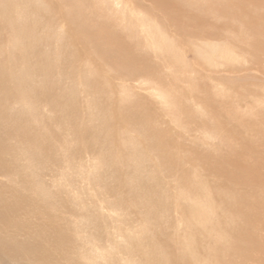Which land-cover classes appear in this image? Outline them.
I'll list each match as a JSON object with an SVG mask.
<instances>
[{"label": "rangeland", "instance_id": "1", "mask_svg": "<svg viewBox=\"0 0 264 264\" xmlns=\"http://www.w3.org/2000/svg\"><path fill=\"white\" fill-rule=\"evenodd\" d=\"M46 3L27 58L0 7V264H264V0Z\"/></svg>", "mask_w": 264, "mask_h": 264}, {"label": "bare ground", "instance_id": "2", "mask_svg": "<svg viewBox=\"0 0 264 264\" xmlns=\"http://www.w3.org/2000/svg\"><path fill=\"white\" fill-rule=\"evenodd\" d=\"M14 3V5L18 8V11L13 15L16 16L15 17V21L13 23V29L16 31L15 34L18 38L17 42H16V47L20 46L23 50L24 53V57L27 58L29 52L32 50V46H30L29 44H32V34L35 33V28L38 25H41L42 22L39 21V17L42 15L41 14H36L34 13L35 16V20L37 22L36 26H33V23L30 22V19L28 18V10L32 9V6L37 5L38 7H40L41 9L49 12H52V9L49 7V5L46 3V0H0V7L4 8L5 10H7L8 12L6 13V18L8 21H12V11L13 8L11 7L12 4ZM20 5H19V4ZM11 13V14H10ZM20 14V15H19ZM146 26V24H145ZM149 32L151 33V35L154 37L152 42H151V48L153 50H155L156 52H160V53H170L174 56H176L175 58L179 59L180 54L176 51L179 50L174 46V41H172L169 36L162 32V30L160 28L155 27L153 24H150V29H148ZM24 33V35H22L21 33ZM57 48V47H56ZM50 49V48H47ZM199 53H200V57H204L206 58L209 63L211 65H218L217 64V59H219L220 63L223 60H230L233 59L232 55H230V52L226 53L224 50L220 49L216 44L215 46H208V45H203L200 46L198 48ZM210 50V51H208ZM208 51V52H207ZM48 53V52H47ZM50 55V54H49ZM51 56V55H50ZM236 56V55H235ZM235 61H237L238 59H236L234 57ZM240 61V60H239ZM17 78L20 80V85L22 84H27L31 78V69L27 70L25 68V70H19L17 73ZM154 95L156 96L157 100L159 102H161L163 105H168L169 104V100L167 98L166 95L163 94V92L155 90ZM30 109H32L31 113H33V107H30ZM96 111H98L96 109ZM94 110H92V115H94ZM91 115V116H92ZM210 140H212L213 138H209ZM35 156L37 157H41V154L38 153ZM205 185V184H204ZM40 188H43L42 186ZM206 206H202V205H197L195 207L196 212L193 215L194 220H191V222L193 224H200L201 226H205V223L207 220H209V218H212V214L213 212V208L216 207V202L214 203L213 199L209 196L206 200H205ZM207 224V223H206ZM190 228L192 229V225H190ZM204 228V227H203ZM201 229L199 227V233L200 235L203 237V232H201ZM150 232V231H149ZM130 240L131 242L128 244H125L126 246H130L132 244L135 243L134 238H136L134 235H148V232L146 230H134L132 231V233H130ZM219 232H216L215 238L217 241H220L219 237H218ZM114 238V237H113ZM12 239H1L0 240V253H2V251H7L6 254H9L11 252H13L15 249H18V245L16 244H12ZM22 245H24L25 243H21ZM123 244L121 243V241H119V245ZM193 244H195V242H191L190 240H188L186 243L183 244L184 247V252H186V254H190L193 252ZM111 250L108 251V257L110 255H113L112 252H110ZM207 255H211V253L209 254L206 253ZM151 255V254H148ZM153 256V255H151ZM194 257V256H193ZM210 257L215 258V261L213 263H208V261L206 260H201L198 258L194 259V264H215L216 261V255H212ZM184 258V257H183ZM158 260V264H162L163 262V255L162 258H157ZM152 263V262H150ZM153 264H155V262L153 261Z\"/></svg>", "mask_w": 264, "mask_h": 264}]
</instances>
